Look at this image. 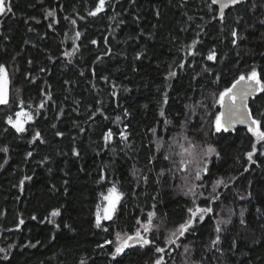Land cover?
<instances>
[{
	"label": "trees",
	"instance_id": "16d2710c",
	"mask_svg": "<svg viewBox=\"0 0 264 264\" xmlns=\"http://www.w3.org/2000/svg\"><path fill=\"white\" fill-rule=\"evenodd\" d=\"M10 3L12 12L0 16V65L9 79V104L0 105V148L8 149L0 151V264H154L160 256L165 264H264V147L257 145L252 163L248 128L214 129L219 94L253 68L264 79V0L231 8L223 22L210 0H108L96 16L88 13L98 0ZM262 97L258 92L248 109L264 130ZM21 111L33 117L20 118L22 134L6 122ZM183 133L202 151L215 149L205 196L196 198L213 212L176 244L161 234L156 244L164 253L136 246L113 260L114 245L105 241L133 234L149 211L166 229L187 219L192 198L180 191L182 172L163 159ZM218 179L228 187H218L219 199L209 205L204 197L214 196ZM112 184L123 198L113 221L102 222L104 232L95 214ZM54 209L61 214L51 217ZM219 220L229 222L219 225L220 243L209 250Z\"/></svg>",
	"mask_w": 264,
	"mask_h": 264
},
{
	"label": "snow or ice",
	"instance_id": "6c2138e0",
	"mask_svg": "<svg viewBox=\"0 0 264 264\" xmlns=\"http://www.w3.org/2000/svg\"><path fill=\"white\" fill-rule=\"evenodd\" d=\"M108 2V0H98V3L95 6L94 11H90L88 14L90 16H96L99 13H102L105 11V5ZM134 2V0H133ZM229 2L235 6L238 4L245 3L246 0H229ZM211 3L213 5L219 4L220 6V15L219 19L221 22H223L224 19V8L227 7V3L223 2V0H211ZM255 7V5H253ZM12 7L10 0H0V16L5 15L6 13H11ZM55 13L52 11H49L47 13V16L52 17ZM73 24L76 23L75 20L72 21ZM261 24H264V20L260 21ZM51 27V25H50ZM232 37L234 38L232 43L235 46L236 44V38L238 37L237 31L233 30L231 33ZM80 36V33H76V37L78 38ZM93 44L96 43L95 40L92 41ZM195 46V42L193 44V47ZM70 55V54H69ZM216 59L215 51L212 50L208 56L207 60L214 61ZM31 63V62H29ZM179 67L183 68L184 65L180 64ZM206 70V69H205ZM83 74V73H82ZM176 74L174 72L170 73V76H175ZM243 82V85L239 88H237L238 85H241ZM7 84H8V74L6 71V68L3 65H0V105H8L9 99L7 94ZM264 93V79L261 78L260 73H258L255 68L251 70L247 76L240 75L239 79L236 80V82L232 85L231 88L226 89L224 92L219 94L218 103L220 104V107L224 109L223 112H221L219 115L216 116L214 121V129L215 133H227L231 128L234 127L235 123H244L248 126V132L251 133V135L255 138V142L252 144V151L247 153V159L255 163L253 160V156L257 152V145H261L264 147V130H262V122L260 120L255 119L251 112L248 111L247 108V98L254 93ZM167 96V93H165V97ZM51 97L49 96V99ZM264 98V97H262ZM164 103H167V99L164 100ZM43 104L40 105L41 108H43ZM191 114H195L192 112ZM127 115V113H125ZM164 113L161 112V116H163ZM264 115V114H262ZM16 119L13 120L12 116H9L7 118V124L15 130L16 133H24L26 131L24 127V123L21 122V117L24 118L25 122L32 121L33 117L31 114L26 112H18L16 113ZM187 118V117H186ZM165 124L168 122L165 121ZM55 127V125H53ZM8 129H5L7 131ZM155 131V130H153ZM57 135H63V133L57 132ZM113 133L109 131L105 135V141H108L112 137ZM120 137L122 140H127L128 137L123 132L120 133ZM187 140V137L184 138ZM34 140H40V133L36 132L34 134ZM34 142V141H33ZM44 141L41 140V143ZM157 148H161L164 145L157 141ZM188 143L191 145L192 141H188ZM169 149H171V145H168ZM182 151L178 153L181 157L179 161H176L173 159V155L170 152L169 155H164L163 159L166 161H170L172 165L175 166V168L183 173H187V175L183 176V179L188 182V177L192 175V166L195 165V172L194 176L192 178L195 181H200V184H193L191 182L187 183L188 190L184 193L185 196H191L193 197L191 203L192 207L187 209L188 216L187 219H185L182 223H180L178 226L174 228V230L171 231L170 236L168 237L166 243L170 244H176L177 240L185 237L187 233L195 231V226L197 223H202L205 219V216L207 214H210L213 212V208L211 206L201 207L199 204H197L198 197L203 196V193H198L196 191L197 187H204L203 178L204 176L209 175V169L207 166V160L203 159L204 157H210L211 155L215 154V149L212 147H208L206 151H201L200 153H197L196 150L193 147H184V145H180ZM198 147V146H197ZM0 151H3L7 153V148H0ZM74 155H79L78 152H75ZM261 155H264V151H261ZM28 156H31L32 153L29 152L27 154ZM218 155V154H217ZM155 157H150L148 160L149 164L153 163V160ZM4 163H7V160L4 161ZM2 167V165H0ZM247 171V169H245ZM171 171V169H169ZM133 175L135 176V171L133 172ZM158 177L164 176V172L161 171L157 174ZM174 175V174H173ZM25 179H31V177H26ZM106 177L104 175L100 176V181H104ZM145 183L148 182V177H143ZM24 181H21V186L23 185ZM66 183V182H65ZM220 186L228 187V185L225 183L223 179H218L212 184V194L214 196L212 198L210 197H204V200L207 204L215 203L216 200L219 199V193H217V188ZM250 197V194H249ZM101 198L103 201H107L106 207L103 209V215L100 213V206L97 205V212H96V218H95V227L97 229H101L104 232H108L109 228L103 226L102 221H113L114 217L117 216V213L121 209V200L123 198V193H121L117 186L115 184H112L111 187L107 189V194L101 193ZM248 197L240 196V199H246ZM153 208H155V205H153ZM259 211V209L257 210ZM61 213L58 209H54L51 213V217H57ZM241 217H243V211L240 213ZM32 220H36V216L31 217ZM45 219H48L47 217ZM161 219V223L163 222V218ZM157 221V214L154 211H149L147 213L146 219L142 221L141 219H136V231L133 234L124 233L123 235L120 232L115 233V241L112 240H106L105 244H113L114 245V253L112 254V259L115 260L117 256H120L124 254L125 249L133 248L136 246H139L141 248H147V247H154L156 253H164L166 251L165 248H162L156 244V236L152 235V238H149V235L158 232L161 224L156 223ZM49 223H53L55 227L58 229L60 227L59 224H55L53 220L48 221ZM228 220H219L217 221V226L215 228V232L217 235L214 239L211 240L209 245V250H211L212 246L218 245L220 243V236L219 233L221 232L220 224H226L228 223ZM241 224L244 223V220L241 219ZM25 221L23 219H20L18 222V226L16 230H19V225H23ZM65 228H71L70 225L65 224ZM11 230V229H10ZM173 237L175 239H173ZM39 243V241H37ZM28 245H26L27 247ZM105 245H99V247H104ZM31 247H36V244H32ZM179 247V245H177ZM5 250L3 248H0V252H4ZM188 252L187 247L185 246V253ZM4 259H8L7 256L3 257ZM154 264H165V261L163 260V257H158ZM192 264H199L197 261H192Z\"/></svg>",
	"mask_w": 264,
	"mask_h": 264
},
{
	"label": "rangeland",
	"instance_id": "374dc122",
	"mask_svg": "<svg viewBox=\"0 0 264 264\" xmlns=\"http://www.w3.org/2000/svg\"><path fill=\"white\" fill-rule=\"evenodd\" d=\"M7 94H8V84H7ZM219 106H220V104H219ZM185 137H187V135L185 133H183L181 135V137L178 140H175V142L171 145L172 146L171 149H169V147L167 148V155H169L170 152H171L172 155H173V159H175L176 161H179L181 159V157L179 155H177L178 153H180L182 151L180 145H184V147H193L196 150L197 153H200L202 151L201 150L202 147H199V145H194L195 144L194 142H192V144L190 145L188 143L189 139L187 138V140H185L184 139ZM161 148H159V149H161ZM204 151H206V149ZM203 159L207 160V165H208L209 162H210V158L204 157ZM191 171H192V175L188 177V182H191V183L197 184V185L200 184V181H195L192 178V176H194V172H195V165L192 166ZM185 175H187V173H183L182 172L181 179H180L181 183L179 185L180 191L183 194L188 190V187H187V183L188 182H186L183 179V176H185ZM109 187H111V185H109L108 188ZM108 188H106V190L103 192V194H105V195L107 194V189ZM203 189L204 188H202V187H197L196 191L198 193H203ZM203 196H205V195L203 194ZM191 198L193 199V197H191ZM197 204H199L198 200H197ZM98 205L100 206V213H101V215H103V209H104V207H106L107 201H103L102 198H101L99 203H98ZM96 212H97V208H96ZM95 217H96V214H95ZM102 222H105V221H102ZM156 223L161 224V227H160L158 232H154V233L150 234L149 238H151V235H155L156 236V240H158L160 238V235L163 234L164 237H165V240L167 241L168 237L170 236L171 231L174 230V229H168V228L166 229L164 224L161 223V221L159 219H157ZM115 239H116V237H115ZM173 239H175V238L173 237ZM167 244H170V243H167Z\"/></svg>",
	"mask_w": 264,
	"mask_h": 264
},
{
	"label": "water",
	"instance_id": "95a60500",
	"mask_svg": "<svg viewBox=\"0 0 264 264\" xmlns=\"http://www.w3.org/2000/svg\"><path fill=\"white\" fill-rule=\"evenodd\" d=\"M210 1H211V0H210ZM247 1H249V0H246V2H247ZM223 2L227 3V7L224 8V15H225V13H226L228 10H230L231 8H234V7H236V6H239V5L244 4V3H242V4H238V5L233 6V5L229 2V0H223ZM246 2H245V3H246ZM211 4H212V3H211ZM212 5H213V4H212ZM213 6H215V7L217 8V19H219V15H220V6H219V4H215V5H213ZM242 85H243V82L241 83V85H238L237 88L241 87ZM231 87H232V86H231ZM257 93H258V92H257ZM257 93H254L253 95H251V96H249V97L247 98V101H246V103H247V108H248V102H249L250 99H252ZM223 111H224V109L220 107V113L223 112ZM248 111H249V109H248ZM240 127L248 128L247 124H244V123H238V122H237V123H235L234 127L231 128V129L229 130V132H233V131H235V129L240 128Z\"/></svg>",
	"mask_w": 264,
	"mask_h": 264
}]
</instances>
